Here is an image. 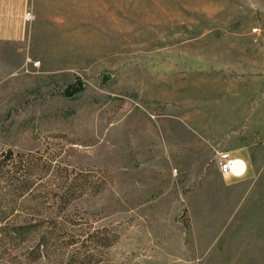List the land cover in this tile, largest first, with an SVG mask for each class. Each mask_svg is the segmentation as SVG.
Instances as JSON below:
<instances>
[{
    "label": "rangeland",
    "instance_id": "374dc122",
    "mask_svg": "<svg viewBox=\"0 0 264 264\" xmlns=\"http://www.w3.org/2000/svg\"><path fill=\"white\" fill-rule=\"evenodd\" d=\"M0 2V264H264V0Z\"/></svg>",
    "mask_w": 264,
    "mask_h": 264
},
{
    "label": "built area",
    "instance_id": "2783aa9c",
    "mask_svg": "<svg viewBox=\"0 0 264 264\" xmlns=\"http://www.w3.org/2000/svg\"><path fill=\"white\" fill-rule=\"evenodd\" d=\"M31 11L26 13V20H33ZM219 171L224 178L236 180L245 179L249 173V163L246 159L232 155L230 151H217Z\"/></svg>",
    "mask_w": 264,
    "mask_h": 264
},
{
    "label": "trees",
    "instance_id": "16d2710c",
    "mask_svg": "<svg viewBox=\"0 0 264 264\" xmlns=\"http://www.w3.org/2000/svg\"><path fill=\"white\" fill-rule=\"evenodd\" d=\"M82 90H84V84L82 82H79L76 86H70L67 90H66V95L67 96H74L75 94H77L78 92H81ZM82 190L81 189H75V191H71L69 189L67 190H60V200L58 201L59 204H67L69 201H71L72 199H75L77 197H79L82 194ZM26 227L25 226H19L17 227L15 230V233L18 234H22L25 231Z\"/></svg>",
    "mask_w": 264,
    "mask_h": 264
},
{
    "label": "crops",
    "instance_id": "0c3cea01",
    "mask_svg": "<svg viewBox=\"0 0 264 264\" xmlns=\"http://www.w3.org/2000/svg\"><path fill=\"white\" fill-rule=\"evenodd\" d=\"M4 3V4H3ZM2 4L3 5H5L6 4V2H0V8L1 7H3L2 6ZM231 153H232V155H237V156H240V157H242V158H244V159H246L247 160V162L249 163V173L248 174H250L251 173V170L252 169H250L251 167H250V157H249V155H248V153L247 152H245V151H237V150H232V151H230ZM218 168H219V166H218ZM221 174V173H220ZM247 177H248V175H247ZM246 177V178H247ZM245 178V179H246ZM241 180H244V179H241Z\"/></svg>",
    "mask_w": 264,
    "mask_h": 264
}]
</instances>
